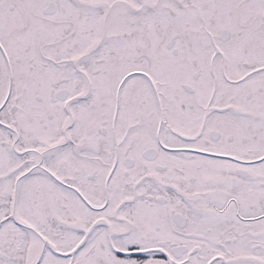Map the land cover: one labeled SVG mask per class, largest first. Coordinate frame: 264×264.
<instances>
[{
    "label": "snow or ice",
    "instance_id": "6c2138e0",
    "mask_svg": "<svg viewBox=\"0 0 264 264\" xmlns=\"http://www.w3.org/2000/svg\"><path fill=\"white\" fill-rule=\"evenodd\" d=\"M0 264H264V0H0Z\"/></svg>",
    "mask_w": 264,
    "mask_h": 264
}]
</instances>
